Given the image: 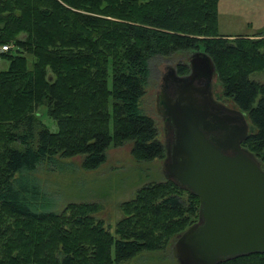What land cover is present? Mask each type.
I'll list each match as a JSON object with an SVG mask.
<instances>
[{"label":"trees","instance_id":"1","mask_svg":"<svg viewBox=\"0 0 264 264\" xmlns=\"http://www.w3.org/2000/svg\"><path fill=\"white\" fill-rule=\"evenodd\" d=\"M217 7L218 0H0V45H11L0 51L8 61L0 69V264H118L164 247L197 220L198 197L170 179L140 190L113 233L93 215L94 203L40 209L44 193L31 179L43 163L75 155L95 169L109 147L127 141L138 161L165 158L140 107L154 56L207 52L224 94L255 126L242 145L254 156L264 149V85L249 77L264 66V34H220ZM217 264H264V253Z\"/></svg>","mask_w":264,"mask_h":264},{"label":"water","instance_id":"2","mask_svg":"<svg viewBox=\"0 0 264 264\" xmlns=\"http://www.w3.org/2000/svg\"><path fill=\"white\" fill-rule=\"evenodd\" d=\"M188 67L182 76L168 67L163 81L171 76L173 91L162 93L159 108L167 130L164 178L199 199L197 221L176 236L174 256L179 264H217L264 253V168L242 145L245 115L213 98L217 73L207 52L194 51Z\"/></svg>","mask_w":264,"mask_h":264},{"label":"rangeland","instance_id":"3","mask_svg":"<svg viewBox=\"0 0 264 264\" xmlns=\"http://www.w3.org/2000/svg\"><path fill=\"white\" fill-rule=\"evenodd\" d=\"M217 24L219 33L229 39L238 34L247 37L262 36L264 0H218ZM194 51L202 50L176 51L170 55L154 56L149 61L140 107L153 120L157 137L163 143L167 138V130L157 105V95L164 85L163 77L167 74L168 67L179 72V67L188 64ZM7 64L8 61L0 57V69L7 67ZM249 77L258 85H264V66L251 72ZM212 92L213 97L222 104L240 110L224 94L223 83L217 76L213 79ZM243 113L249 128L254 126L247 114ZM42 120L50 130L57 129L55 121L47 114ZM131 146L132 143L127 141L120 146L109 147L105 161L95 169H85L81 155L60 158L59 164L45 162L40 165L31 175L32 181L44 193V204L39 208L60 212L70 203H94L96 207L93 215L104 222V226L113 233L117 222L126 216L125 208L133 206L135 199L141 195L140 190L165 180L164 158L138 161L131 154ZM256 154L255 158L264 168V149ZM174 239L170 237L164 247L140 251L118 264H179L173 253Z\"/></svg>","mask_w":264,"mask_h":264},{"label":"flooded vegetation","instance_id":"4","mask_svg":"<svg viewBox=\"0 0 264 264\" xmlns=\"http://www.w3.org/2000/svg\"><path fill=\"white\" fill-rule=\"evenodd\" d=\"M188 65V64H187ZM188 69H189V67H188ZM168 72H169V70H168ZM168 72H167V74H168ZM189 72V70L186 72V73H179V72H176V75H178V76H182V75H185V74H187ZM213 84V83H212ZM166 92L169 96H171V93H172V91H173V80H172V78H171V76H169L168 77V82H167V86H166V84L164 83V85H163V87H162V91L157 95V98H158V103H157V105H158V107L159 108H161V107H163V105H162V103L160 102V101H162V100H164V98H163V92ZM214 98V97H213ZM215 99V98H214ZM216 100V99H215ZM217 102H219L218 100H216ZM221 103V102H220ZM224 105V104H223ZM225 107H227L226 105H224ZM227 108H230V107H227ZM230 109H233V108H230ZM223 113H225V114H231L230 112H227V111H223ZM222 113V114H223ZM162 115V114H161Z\"/></svg>","mask_w":264,"mask_h":264},{"label":"built area","instance_id":"5","mask_svg":"<svg viewBox=\"0 0 264 264\" xmlns=\"http://www.w3.org/2000/svg\"><path fill=\"white\" fill-rule=\"evenodd\" d=\"M10 48H11L10 44H1L0 45V51H2V52H5V51H7Z\"/></svg>","mask_w":264,"mask_h":264}]
</instances>
